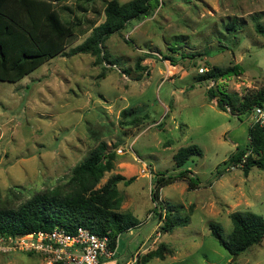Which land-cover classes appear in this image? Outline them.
Listing matches in <instances>:
<instances>
[{"label":"rangeland","instance_id":"obj_1","mask_svg":"<svg viewBox=\"0 0 264 264\" xmlns=\"http://www.w3.org/2000/svg\"><path fill=\"white\" fill-rule=\"evenodd\" d=\"M80 1L58 4L63 18L75 22L66 51L105 20L108 0L89 1L86 12L79 10ZM254 16L264 18V0H161L153 13L107 39L116 65L91 53L58 55L18 82L0 81V205L17 206L40 191L67 192L77 164L107 141L118 158L101 184L124 161L149 175L118 184L120 211L140 223L120 235L116 257L107 264H125L138 252L144 257L162 243L163 256L145 264H264V240L235 256L209 226L220 224L228 237L233 212L264 216V169L253 166L248 174L240 167L228 169L230 157L249 144L253 112L246 118L220 109L208 98L214 81L197 80L211 65L239 63L243 71L220 80L221 90L243 96L264 86V37L254 29ZM233 20L236 30L227 29ZM173 43L185 52H214L172 65L164 55ZM140 58L146 70L136 69ZM191 144L202 154L178 167L174 154ZM184 168L196 188L180 178ZM158 173L178 176L161 188L159 200L188 216L187 225L161 230L151 192ZM0 264L46 263L37 253L0 251Z\"/></svg>","mask_w":264,"mask_h":264},{"label":"trees","instance_id":"obj_2","mask_svg":"<svg viewBox=\"0 0 264 264\" xmlns=\"http://www.w3.org/2000/svg\"><path fill=\"white\" fill-rule=\"evenodd\" d=\"M66 1L69 0H0V81L18 82L58 55L91 53L99 61L116 65L106 49L107 39L113 33L121 32L133 19L153 13L161 4V0H108L104 8L105 20L95 25L83 42L66 51L67 43L74 40L76 33L75 22L65 20L61 8H58V4ZM89 1L92 0H81L79 10L86 12L85 4ZM236 26L237 20L226 25L229 30H236ZM254 29L264 37L263 16H254ZM213 52L210 49L185 52L173 43L169 53L164 56L172 65H176L182 58L194 60L196 56ZM142 60H137L136 69L146 70ZM123 71L131 74L129 69ZM242 71L239 63L225 67L211 65L205 72L199 73L197 80L214 81V85L208 89L209 100L224 111L229 109L233 114L247 118L256 106L264 107V86L243 96L226 92L218 86L220 80L241 74ZM249 138V144L243 149L238 148L229 159V163L236 164L248 154L242 167L246 174L253 166L264 169V124L254 120L249 128ZM201 154L202 149L191 144L179 148L173 158L178 167H184L192 155ZM117 158V152L110 149L108 142L101 141L74 168L67 192L40 191L17 206L0 205V236L52 230L56 226L74 232L79 226H86L98 234L110 231L112 244L115 245L122 233L140 223L132 213L120 211L123 197L118 184L124 182L127 185L136 177L127 178L116 173L101 184L106 172L114 170ZM183 177L188 179L191 187H197L189 176L188 168L181 171L180 178ZM177 179L178 176L158 173L156 184L151 190L154 202L158 201L155 203L158 210L155 211L164 232L189 223L188 216L177 214L176 206L160 205L161 188ZM231 219L233 229L228 237L224 235L220 224L211 222L209 225L211 234L230 254L237 256L263 242V215L252 211H236L231 214ZM165 248L166 245L162 243L152 253L144 257L141 255L136 264H145L152 256H163L162 250Z\"/></svg>","mask_w":264,"mask_h":264},{"label":"built area","instance_id":"obj_3","mask_svg":"<svg viewBox=\"0 0 264 264\" xmlns=\"http://www.w3.org/2000/svg\"><path fill=\"white\" fill-rule=\"evenodd\" d=\"M253 118L256 122L264 124V107L256 106L253 110ZM119 153L124 150L120 148ZM248 154L234 167L242 168ZM161 236L159 232L154 242ZM118 241L112 244L110 231L98 234L91 228L79 226L74 232H68L65 228L56 226L52 230H39L17 236H0V251L25 253H37L41 255L46 264H107V260L116 257ZM141 252H138L125 264H136Z\"/></svg>","mask_w":264,"mask_h":264},{"label":"crops","instance_id":"obj_4","mask_svg":"<svg viewBox=\"0 0 264 264\" xmlns=\"http://www.w3.org/2000/svg\"><path fill=\"white\" fill-rule=\"evenodd\" d=\"M120 164V166L118 167V172L117 173H120V174H122V175H124V176H126L127 178H130V177H136L135 179H137V178H139L141 175H146V176H149L148 175V173H142V170L143 169H141V168H139L138 167V165L137 164H135L134 162H131V160L130 161H124V162H121V163H119ZM122 169H125L124 171H121ZM139 173H141V174H139ZM114 174H116V173H114ZM150 178H151V182H152V184L154 183L153 181H154V177H153V175H150ZM153 186H155V184H153ZM121 207H123V204H122V206ZM153 214H155V213H153ZM155 215H153V218H156V217H154ZM113 260V259H112ZM127 262V261H126ZM125 262V263H126ZM115 264V263H114ZM116 264H117V262H116Z\"/></svg>","mask_w":264,"mask_h":264}]
</instances>
